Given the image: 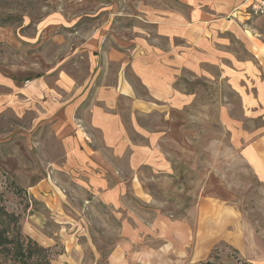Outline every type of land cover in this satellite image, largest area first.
Returning a JSON list of instances; mask_svg holds the SVG:
<instances>
[{
    "label": "rangeland",
    "instance_id": "374dc122",
    "mask_svg": "<svg viewBox=\"0 0 264 264\" xmlns=\"http://www.w3.org/2000/svg\"><path fill=\"white\" fill-rule=\"evenodd\" d=\"M243 3L169 29L195 13L0 0V213L51 264H264V0Z\"/></svg>",
    "mask_w": 264,
    "mask_h": 264
},
{
    "label": "trees",
    "instance_id": "16d2710c",
    "mask_svg": "<svg viewBox=\"0 0 264 264\" xmlns=\"http://www.w3.org/2000/svg\"><path fill=\"white\" fill-rule=\"evenodd\" d=\"M0 220H6L11 227L0 230V264H51L53 252L50 247L40 245L27 235H22L19 227L18 216L13 213L1 211ZM2 226V224H0ZM1 229V227H0ZM12 232L10 235L9 232ZM234 251L232 257L234 264H252L238 256L237 249L229 246ZM191 264H229L219 254L210 255L206 259Z\"/></svg>",
    "mask_w": 264,
    "mask_h": 264
},
{
    "label": "crops",
    "instance_id": "0c3cea01",
    "mask_svg": "<svg viewBox=\"0 0 264 264\" xmlns=\"http://www.w3.org/2000/svg\"><path fill=\"white\" fill-rule=\"evenodd\" d=\"M179 4H183L185 6H189L191 8V12L193 11L195 15L185 13L186 15L182 16H176L174 13L171 15V17L166 22L169 29L175 27L176 22L178 20H184L188 19L190 21L191 19H197L194 18L198 15L199 11L202 12V18H206V20L214 21L215 20L220 21V17H225L229 13H231L233 10L239 9L244 3V0H176ZM196 5H201L200 8L196 9ZM233 11V12H234ZM192 12V13H193ZM201 15V14H200ZM182 16V17H181ZM181 17V18H180ZM215 17V18H214ZM221 22V21H220ZM201 29H199L200 31ZM192 31V32H191ZM174 32V31H173ZM196 34V30L193 31L190 29V34Z\"/></svg>",
    "mask_w": 264,
    "mask_h": 264
}]
</instances>
